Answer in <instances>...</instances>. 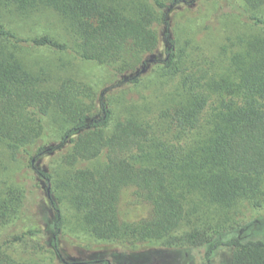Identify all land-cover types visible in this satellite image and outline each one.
<instances>
[{"label": "trees", "instance_id": "1", "mask_svg": "<svg viewBox=\"0 0 264 264\" xmlns=\"http://www.w3.org/2000/svg\"><path fill=\"white\" fill-rule=\"evenodd\" d=\"M218 1V14L237 19L248 32L238 37V49L226 69L207 77L204 71L199 74L185 67V51L171 31V6L162 0H144L131 9L118 0H0V11L22 16L53 10L77 39L73 49L50 35L24 37L0 23V143L13 156L23 155L31 172L46 182L53 177L36 162L57 150H65L61 161L68 168L103 157L102 167L74 169L55 182V190L83 215V224L96 239L162 241L189 223L194 214L189 210L199 213L201 204L224 209L246 199L255 210L264 206V0ZM23 48L72 51L83 62L110 69L116 83L100 93L74 79L62 80L55 90L46 89L43 75L21 60ZM157 76L182 81L162 101L160 113V120L177 130L180 138L199 129L207 116V131L197 143L173 146L139 119L117 118L109 93L129 94ZM53 110L65 123L57 136L59 145L38 146ZM128 191L132 206L146 207V215L124 210L123 195ZM193 193L202 203L186 202L187 194ZM36 198L18 189L11 203L0 199V220L10 212L12 223L32 226L38 219L30 213ZM53 208L55 251L49 264H75L60 253L57 239L64 220L56 204ZM202 225L177 240L205 247L206 259L229 248L231 264H264V240L243 237L246 228L232 236L240 225L228 228L219 221ZM0 264L28 263L0 248Z\"/></svg>", "mask_w": 264, "mask_h": 264}, {"label": "rangeland", "instance_id": "2", "mask_svg": "<svg viewBox=\"0 0 264 264\" xmlns=\"http://www.w3.org/2000/svg\"><path fill=\"white\" fill-rule=\"evenodd\" d=\"M118 1L122 6L131 9L144 0ZM162 1L171 6V31L178 46L185 51V67L189 71L198 70L199 74L204 71L207 77L222 73L230 57L238 49V37L248 32L246 27L237 19L220 16L217 12L218 0H177V4H173L174 0ZM0 23L8 25L24 37L50 35L69 44L73 49L78 46L68 24L51 9H41L28 16L2 10ZM20 51L24 64L36 74L43 75L46 89L55 90L62 80L74 79L100 93L116 83V77L110 69L97 63L83 62L72 51L29 48ZM180 82L182 81L179 78L162 79L157 76L144 87L129 94H116L115 91L109 93V101L118 119L137 118L150 126L156 137L168 144L189 147L197 143L207 131V116L199 129L182 135L181 138L177 130L160 120L162 101L177 90ZM210 108L211 106L207 112H210ZM45 123L46 130L38 146L59 145L57 136L62 132V126H65L63 117L53 110ZM64 152L65 150H57L36 162L38 169L52 175V181L46 182L31 172L28 168L29 162L23 155L13 156L7 145L0 143V199L11 203L14 191L18 189L28 190L32 199L38 198L34 208L30 210L31 215H38L32 226L24 224L27 226L25 227L20 221L12 223L13 215L10 212L0 220V248L18 262L49 264L54 258L52 221L56 211L53 204L57 205L64 220V228L57 239L60 253L66 261L75 264H103L106 260L112 264H206L205 247H190L180 243L177 238H181L195 227L206 225L207 222L215 224L219 221L228 228L240 225L232 236H238V232L246 228L243 237L264 240V206L255 210L246 199H241L232 207L224 209L203 208L202 204L201 208H198L199 213L190 209L189 212L194 213L188 218L191 221L184 223L172 238L162 241L133 243L98 240L83 224V215L68 205L62 192L55 190V182L66 177L74 169L102 167L105 159L102 157L94 161L80 162L75 168H68L61 161L66 153ZM37 189L41 191L36 195ZM60 198L64 199L63 202L59 201ZM198 201L201 202V198L196 193L187 194V203ZM132 203L134 204V199L131 191L125 192L122 201L124 210L133 215L136 211L147 214L146 207H134ZM30 231L41 232L30 235ZM232 254V249L220 248L213 255L212 264H231Z\"/></svg>", "mask_w": 264, "mask_h": 264}, {"label": "flooded vegetation", "instance_id": "3", "mask_svg": "<svg viewBox=\"0 0 264 264\" xmlns=\"http://www.w3.org/2000/svg\"><path fill=\"white\" fill-rule=\"evenodd\" d=\"M204 259L206 260V264H212V258L206 259L205 255H204Z\"/></svg>", "mask_w": 264, "mask_h": 264}]
</instances>
